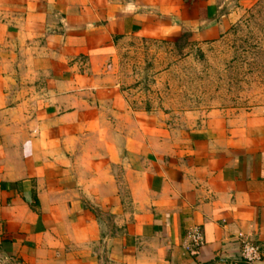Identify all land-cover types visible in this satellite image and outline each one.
Masks as SVG:
<instances>
[{
  "label": "crops",
  "instance_id": "crops-1",
  "mask_svg": "<svg viewBox=\"0 0 264 264\" xmlns=\"http://www.w3.org/2000/svg\"><path fill=\"white\" fill-rule=\"evenodd\" d=\"M230 1L0 0V264H264V108L174 126L117 70L130 36L215 40Z\"/></svg>",
  "mask_w": 264,
  "mask_h": 264
},
{
  "label": "rangeland",
  "instance_id": "rangeland-1",
  "mask_svg": "<svg viewBox=\"0 0 264 264\" xmlns=\"http://www.w3.org/2000/svg\"><path fill=\"white\" fill-rule=\"evenodd\" d=\"M230 2L235 14L213 41L189 33L120 41L117 70L145 109L179 126L211 111L264 108V0Z\"/></svg>",
  "mask_w": 264,
  "mask_h": 264
},
{
  "label": "built area",
  "instance_id": "built-area-1",
  "mask_svg": "<svg viewBox=\"0 0 264 264\" xmlns=\"http://www.w3.org/2000/svg\"><path fill=\"white\" fill-rule=\"evenodd\" d=\"M202 246L203 238L200 228L192 227L185 233L182 239V249L187 254L194 256ZM239 256L246 263L256 262L261 257L260 248L249 241H242L239 247Z\"/></svg>",
  "mask_w": 264,
  "mask_h": 264
}]
</instances>
